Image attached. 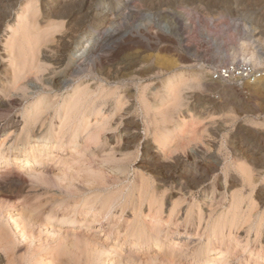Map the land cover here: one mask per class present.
Wrapping results in <instances>:
<instances>
[{
	"label": "rangeland",
	"instance_id": "rangeland-1",
	"mask_svg": "<svg viewBox=\"0 0 264 264\" xmlns=\"http://www.w3.org/2000/svg\"><path fill=\"white\" fill-rule=\"evenodd\" d=\"M6 1L0 11V264H97L90 262L95 254L98 264H202L190 255H206L207 243L214 254L228 249L223 262L264 264V247L258 253L255 246H264V91L257 90L264 85V0H132L111 26V38L84 53H76L81 34L66 38L84 27V13L67 23L83 0L53 8L47 25V6L64 0ZM91 2L100 7L107 0ZM37 31L49 34L46 46L24 41ZM28 43L37 48L16 60ZM57 46L71 49L58 60ZM244 65L258 77L214 78L220 68ZM15 152L22 160L6 162ZM148 198L182 219L191 212L194 221L180 222L181 236L170 232L175 222L166 224L162 247L150 238V248H132L133 232L125 243V228L146 225L149 200L145 207L140 202ZM235 205L241 242L233 236L221 246L206 223L233 217ZM64 219L75 225L61 226ZM214 258L206 264H220Z\"/></svg>",
	"mask_w": 264,
	"mask_h": 264
},
{
	"label": "bare ground",
	"instance_id": "bare-ground-1",
	"mask_svg": "<svg viewBox=\"0 0 264 264\" xmlns=\"http://www.w3.org/2000/svg\"><path fill=\"white\" fill-rule=\"evenodd\" d=\"M63 1V0H62ZM69 1H78V0H64L62 3H58V2H56L55 4H56V6L54 7H50V6H47V8H46V10H45V17H44V19H45V23L44 24H46L47 25V23H49V21H51V19L53 18V16L54 15H52V13H53V8H66V6H67V2H69ZM131 1L132 0H107V2H106V4H105V6H96V7H93V5L92 4H90L89 6H88V3H87V0H83V2L80 4V5H77V6H79L78 7V9H77V11H75V9L74 8H76V7H72L73 8V10L71 11V13H70V15H68L67 16V19H68V21H67V23L70 25V20L71 19H73V17H75L77 14H82V13H84L85 14V16L84 17H82V18H84V27L85 26H87V24L88 23H90V24H92V26L91 27H93L94 28V30L92 31V32H87V31H84L83 32V28L84 27H82V28H80V29H75L74 31H72V32H69L68 34H67V36H66V38L68 37V35L69 34H72V36L73 35H75V37H76V35L78 36V35H82L83 37H82V40L79 42V44H78V46H77V48H76V53H84L85 52V50H87V49H89V48H96L97 47V45H99V43H101L102 41H104V40H108V39H110L111 38V31H112V27L111 26H114L113 25V23H114V21L117 19V18H119V16H120V12L124 9V8H126L130 3H131ZM61 2V1H60ZM90 2H91V0H90ZM7 3H8V1H6V0H0V11H2L1 9L5 6H7ZM49 4H53L54 2H51V0H50V2H48ZM72 3V2H71ZM91 3H93V2H91ZM74 4V3H73ZM63 10V9H62ZM55 11H56V9H55ZM3 12H5V11H3ZM59 12H60V10H59ZM6 13V12H5ZM10 14H6V18H9L10 19V16H9ZM3 16V15H2ZM2 16H0V17H2ZM56 17V16H55ZM66 18V17H65ZM3 19V18H2ZM5 19V18H4ZM4 21V20H3ZM22 21V18L21 17H18L17 18V20H16V22L13 24V22H12V24H10V27L11 28H13L14 26L16 27V26H19V23ZM52 22V21H51ZM2 21H1V19H0V33H1V27H2ZM108 24H109V26H108ZM31 25V24H30ZM34 25V24H33ZM59 25H55L54 23H53V26H51V28H56V27H58ZM32 26H30V28H31ZM79 28V27H78ZM38 31H39V29H37ZM69 30H70V28H69ZM72 30V29H71ZM37 31V34L39 33ZM8 34H9V32H8ZM28 34V33H27ZM27 34H24V35H27ZM34 34H36V33H34ZM30 35V34H29ZM29 35H27V36H24V41H28V40H30V42H31V40H32V42L35 44V45H38L39 43H41L42 44V46H46V37L49 35V34H47V32L45 31H43V33H39L38 35H33V34H31V35H33L34 37L35 36H37V39H36V37H35V39H34V37H32L31 35L29 36ZM264 35V34H263ZM71 36V37H72ZM32 37V38H31ZM31 38V39H30ZM65 38V39H66ZM36 40V41H35ZM63 40H64V38H63ZM112 40V39H111ZM66 41V40H65ZM95 42H99V43H95ZM25 44V42H23V45ZM33 44V45H34ZM41 44H39V45H41ZM26 45V44H25ZM28 45H29V43H28ZM33 45H29V48H24L23 49V46H21V48L24 50H22L21 48V52L22 53H20V55H17V56H15L16 54L14 53V56L15 57H17V58H15L16 60H18V56H22V55H26L27 54V52L28 51H30L31 50V52L33 51L32 50V46ZM30 46L32 47L31 49H30ZM66 46H68V45H66ZM63 47V48H66V50H62L61 49V47L60 46H57L56 48H55V52L57 53V55L55 56L56 57V59H58V60H60L64 55H65V52L66 51H69L70 49H71V46H69L68 48L67 47ZM12 48V47H11ZM34 48H37V47H34ZM33 48V49H34ZM38 48H40L41 49V47L39 46ZM27 49V50H26ZM36 50V49H35ZM30 52H28V54H29ZM17 54H19V52L17 53ZM24 56H22L24 59L26 58V57H24ZM24 61V60H23ZM22 61V62H23ZM17 62V61H16ZM21 62V63H22ZM80 62V61H79ZM20 63V62H19ZM79 64V63H78ZM20 65V64H19ZM18 66V65H17ZM76 66V65H75ZM74 66V67H75ZM73 67V68H74ZM24 68V67H23ZM22 69V68H21ZM21 71V70H20ZM30 72V71H29ZM17 74L19 75V72H17ZM16 74V75H17ZM116 74V73H115ZM16 75H15V77H16ZM17 75V76H18ZM27 75V74H26ZM30 75V74H29ZM112 77V76H111ZM28 77H26V79H27ZM22 79V78H21ZM2 79H1V77H0V81H1ZM64 82V81H63ZM20 83V82H19ZM18 83V84H19ZM257 90H259V91H264V85H259L258 86V88H257ZM78 100V99H77ZM76 100V101H77ZM67 106V105H66ZM45 107H46V105H45ZM48 107V106H47ZM46 107V108H47ZM68 107V106H67ZM49 108V107H48ZM47 108V109H48ZM73 108V107H72ZM41 111V110H40ZM57 112V111H56ZM41 114V113H40ZM40 116V115H39ZM13 125H14V127L13 128H16V124L15 123H13V122H11ZM3 129H0V132L2 131ZM57 136V135H56ZM59 137H60V135H59ZM31 138V137H30ZM42 140H44L45 142L46 141H48L49 140V137L48 136H45V137H43V139ZM54 141H56V140H54ZM21 143V142H20ZM19 143V144H20ZM56 143H57V141H56ZM22 144V143H21ZM66 144V143H65ZM34 152V151H33ZM244 153V152H243ZM244 154H246V153H244ZM254 155V154H253ZM4 158V157H3ZM22 159H21V155H20V153H18V152H15L14 154H13V156H9V155H7V156H5V161L6 162H13V163H15L16 165L18 164V162H20ZM178 163V162H177ZM176 168V167H175ZM171 169V168H170ZM248 169V167L246 168V170ZM243 170H245V169H243ZM251 171V169H248L247 171L249 172V173H253L252 171ZM168 171H169V169H168ZM246 171V172H247ZM247 172V173H248ZM176 173V172H175ZM179 173V172H178ZM177 173V174H178ZM244 173H245V171H244ZM247 173H245V175L247 174ZM202 174V173H201ZM182 175V174H181ZM251 175L252 174H249V175H246V176H244V177H246V179H247V176H248V178H251ZM256 175H258V174H256ZM264 176V175H263ZM182 177V176H181ZM185 177V176H184ZM201 177H203V176H201ZM257 177V176H256ZM259 177V176H258ZM260 177H261V175H260ZM191 178H189V180H190ZM202 179V178H201ZM245 179V178H244ZM195 180H196V176H195ZM195 180H193V181H195ZM251 179H249V182H247L248 184L249 183H251V181H250ZM200 181V180H199ZM246 181V180H245ZM188 182V181H187ZM190 182V184L191 183H195V182H192V181H189ZM260 182V181H259ZM263 182V181H262ZM253 183V182H252ZM251 183V184H252ZM257 183V182H256ZM264 184V183H263ZM189 185V184H188ZM196 185V184H195ZM194 185V186H195ZM190 186V185H189ZM243 186V185H242ZM248 186V185H247ZM249 186H251V185H249ZM248 186V187H249ZM253 186V185H252ZM251 186V187H252ZM254 186H256V184L254 185ZM253 186V187H254ZM247 187V188H248ZM257 187V186H256ZM243 188H244V186H243ZM146 190V189H145ZM144 191V190H143ZM254 191V190H253ZM141 193H142V191H141ZM253 193V192H252ZM151 195V194H150ZM236 196V193L234 194V196H233V198ZM142 197V196H141ZM151 197H153V196H151ZM142 199V198H141ZM152 198H148V199H144V200H141V204H140V206H144L143 204L145 203V201H147V200H149L148 202H149V204H148V215H147V219H146V225L144 226V227H135V225H134V228H132V227H130V226H127L126 228H125V233H124V237H125V243L128 241L127 240V238H129V237H131V233L133 232L134 233V231H136V233H135V235H133V233H132V237H133V242H132V248H137V247H143V246H141V245H145L146 247H148V248H150L149 247V245H151V243H150V241H149V239L150 238H154L155 239V241H156V244H158V246H164V243L165 242H167V235H164L163 236V232H164V228H165V226H166V224H168L169 222H171V223H173V222H175L176 223V225H175V227L172 229V231H170V232H172V233H175V232H178V234L181 236V230H180V233H179V230H178V228H179V226H180V222L183 220V222H184V224H190V223H193V221H194V219H193V217H192V214H191V212H188L187 213V215H186V217H184L183 219H182V217H181V215H180V212H178V211H176V209L175 208H172L171 210H166V209H164V206H163V204H160V203H158V202H155V203H153V202H151L150 200H151ZM130 201V200H129ZM154 201V200H153ZM138 202H139V199H138ZM135 203H136V201H134V200H132V201H130L129 203H128V206H130V205H132V206H134L135 205ZM147 204V203H146ZM176 204V203H175ZM127 205V204H126ZM128 206H126V207H122V209H121V213L123 214L125 211H126V209H127V207ZM240 205H235V207H234V209H235V213L237 212V211H239L240 210V207H239ZM254 207H255V204L253 205ZM145 207V206H144ZM93 209V207L91 206V207H89L88 209H87V212L85 213L86 214V217L88 216V215H90V212H92L91 210ZM136 209V208H135ZM137 210V209H136ZM140 211V210H139ZM248 211H250V209L248 210ZM136 212H138V211H136ZM141 212V211H140ZM199 213V212H198ZM238 213V212H237ZM234 214V216L233 217H230L229 216V218L228 219H226V220H224L223 222H222V219H223V217H220L217 221H215V223L214 224H210V223H206V226H205V229L206 228H208V227H210L209 229H210V231H211V235H213V237L214 238H217V237H219L218 239H220L221 240V242H220V245L222 246V244L223 243H225L224 241H226L227 239H228V246L230 245V243H231V238L233 237V236H236L235 238H236V240H237V243H240L241 241H240V236H239V234H238V232H237V234L235 235V232H236V229H237V225H238V214ZM109 214V213H108ZM140 214V213H139ZM226 214V213H225ZM248 214H249V212H248ZM94 215V214H93ZM113 215V214H112ZM136 215V214H135ZM227 215V214H226ZM243 215V214H242ZM241 215V216H242ZM184 216V215H183ZM200 218H199V223H198V228L200 229L201 227H202V221H201V219H202V217L204 216V214H203V212H200L199 213V215H198ZM247 216V215H246ZM85 217V218H86ZM95 217V216H94ZM138 217V216H137ZM175 217H177V218H175ZM109 218V217H108ZM121 218H123V217H121ZM71 220V219H70ZM87 220V219H86ZM107 220V219H106ZM135 220H136V218H135ZM244 220V219H243ZM248 220V219H247ZM12 221L14 222V224L16 223V222H18V220L17 219H14V218H12ZM133 221V220H132ZM131 221V222H132ZM153 221H158L157 223L158 224H156V223H153ZM84 222H81V225L80 226H82V225H84L83 224ZM104 223V222H103ZM118 223H120V222H118ZM144 223V224H145ZM213 223V222H212ZM69 224V226H73V225H75V222L74 221H68L67 219H64L63 221H62V224H61V226H64V225H68ZM197 224V223H196ZM133 225V224H132ZM120 226V225H119ZM123 226V225H122ZM191 226V225H190ZM197 226V225H196ZM113 228V227H112ZM241 228V227H240ZM240 228H239V230H240ZM15 229H16V232H21L22 233V230H20L19 229V226L16 224L15 225ZM204 229V228H203ZM238 230V231H239ZM242 230V229H241ZM252 230V229H251ZM96 231H98V230H96ZM183 231H185L186 232V235L188 236V234H189V232H187V230H183ZM207 231H208V229H207ZM209 231V232H210ZM253 231V230H252ZM258 231V230H257ZM243 231H241V233H242ZM74 233V232H73ZM98 233V232H97ZM110 233H111V231H110ZM169 233V232H168ZM205 233V232H204ZM260 233V232H259ZM243 234V233H242ZM78 235H79V233H78ZM119 235V234H118ZM171 235V234H170ZM175 235V234H174ZM122 236V235H121ZM245 237H246V235H245ZM87 238V237H86ZM108 238H109V236H108ZM120 238V235L118 236V239ZM89 240V239H88ZM131 240V239H130ZM172 240V239H171ZM202 240V239H201ZM234 240V239H233ZM94 241V240H93ZM179 241V240H178ZM177 241V242H178ZM185 241V240H184ZM199 241H200V239H199ZM260 241V240H259ZM210 242V241H209ZM250 242V241H249ZM256 242V241H255ZM264 242V241H263ZM100 243V242H99ZM102 244V243H101ZM131 244V243H130ZM172 244V243H171ZM198 244H199V242H198ZM255 244V243H254ZM258 243H256V247H257V250H258V253L260 252V248L262 249V247H264L262 244H259V245H257ZM104 245V244H103ZM122 245H124V244H122ZM176 245H178L177 243H176ZM203 245V244H202ZM216 245V244H215ZM211 244H209V243H207L206 244V246H205V251H206V255H205V253H203V252H201L200 250H197V251H193L192 252V255H190V256H193V258H195V259H198V260H200L201 262H202V264H206V263H208V262H210V260L212 259V257H216V258H214V260H216V261H218V263H220V264H223V263H228L227 262V260H225V262H223V260L225 259V255L228 253V249L227 248H225V249H218V250H220V253H217V254H214V253H212L213 251H215V249H213V247H212V249H211ZM254 246V247H255ZM193 247V246H192ZM199 247V246H198ZM244 247V246H243ZM99 248V247H98ZM106 248V247H105ZM122 249H124V246H122L121 247ZM144 248V247H143ZM168 248V247H167ZM182 248V247H181ZM186 248H188V247H186ZM95 249V248H94ZM147 249V248H146ZM155 249V248H154ZM160 249V248H159ZM161 249H163V248H161ZM160 249V250H161ZM166 249V248H165ZM170 249V248H169ZM131 250V249H130ZM129 250V252L127 253L130 257H134V258H137V257H139V252H134V253H131V251ZM148 250V249H147ZM153 250V249H152ZM217 250V249H216ZM146 251V250H145ZM164 251V250H163ZM247 251V250H246ZM256 251V250H255ZM86 252V251H85ZM144 252V251H143ZM210 252V253H209ZM233 252V251H232ZM253 252V251H252ZM171 253H173V252H171ZM157 254H158V250H157ZM165 254V253H164ZM163 254V255H164ZM182 254H184V253H182ZM186 254V253H185ZM208 254V255H207ZM87 255V254H86ZM238 255V254H237ZM251 255V254H250ZM121 258H124V254L122 253L121 255ZM160 256V255H159ZM234 256V255H233ZM126 257V256H125ZM170 257V256H169ZM90 258V257H89ZM92 259H90V262L91 263H99V261H100V257H99V255L98 254H95L94 256H92L91 257ZM163 258V257H162ZM182 258V257H181ZM230 258H232V257H230ZM88 258L86 257V260H87ZM128 259H131V258H128ZM170 258H168V260H169ZM176 259V258H175ZM228 259V258H227ZM240 259V258H239ZM238 259V260H239ZM174 260V259H173ZM235 260V259H234ZM241 260V259H240ZM170 261V260H169ZM179 261V260H178ZM87 262V261H86ZM89 262V263H90ZM181 262V261H180ZM251 262V261H250ZM192 263V262H191ZM242 263V262H241ZM228 264H232V263H228ZM238 264H240V263H238Z\"/></svg>",
	"mask_w": 264,
	"mask_h": 264
},
{
	"label": "built area",
	"instance_id": "built-area-1",
	"mask_svg": "<svg viewBox=\"0 0 264 264\" xmlns=\"http://www.w3.org/2000/svg\"><path fill=\"white\" fill-rule=\"evenodd\" d=\"M237 73L239 78L256 79L258 73L249 65H244L241 68L235 66H225L215 72V80H230Z\"/></svg>",
	"mask_w": 264,
	"mask_h": 264
}]
</instances>
